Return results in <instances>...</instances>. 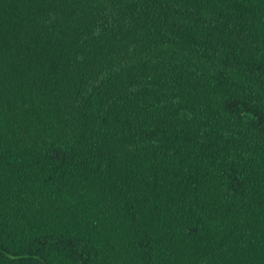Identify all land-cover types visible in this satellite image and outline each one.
I'll use <instances>...</instances> for the list:
<instances>
[{"label":"trees","instance_id":"obj_1","mask_svg":"<svg viewBox=\"0 0 264 264\" xmlns=\"http://www.w3.org/2000/svg\"><path fill=\"white\" fill-rule=\"evenodd\" d=\"M249 78L264 0H0V264H264Z\"/></svg>","mask_w":264,"mask_h":264},{"label":"rangeland","instance_id":"obj_2","mask_svg":"<svg viewBox=\"0 0 264 264\" xmlns=\"http://www.w3.org/2000/svg\"><path fill=\"white\" fill-rule=\"evenodd\" d=\"M107 6H108V9L112 13V16L110 17L113 20L117 18L118 15H120L119 11L113 5L112 2H107ZM177 21H181V20H177ZM177 21H174V23L177 24ZM121 22L126 23V25H123V26L116 25L114 30L113 31L111 30V31L113 32V34H116L118 36H123L124 34V41L126 44L125 49L127 50L129 54L134 53L135 49L139 47V44L136 41H134L132 38H130L128 35H126V28L128 26L127 24L129 21L127 19H124ZM179 23L180 22H178V24ZM120 27L122 29H120ZM188 32L192 33L193 35V37L191 38V46H192L191 48L193 49L191 50H194L193 54H188V55L193 56V58L196 60V62L198 63L201 69L208 70L212 73H216L217 71H219L220 70L219 47L215 45L214 43H210L206 37L203 38L202 36H199V34L201 35V33L192 30V25H189ZM152 49L153 48H150L148 51L142 52V53L146 55ZM126 50H124V53L126 52ZM247 84L253 88L259 89L264 94V83L263 82L249 78ZM246 151H247V155H254V153L257 150L255 148L250 147V148H246Z\"/></svg>","mask_w":264,"mask_h":264}]
</instances>
